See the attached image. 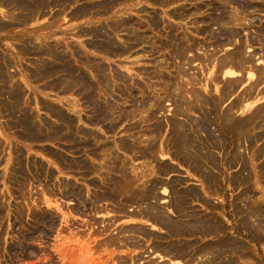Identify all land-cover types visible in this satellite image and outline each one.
I'll list each match as a JSON object with an SVG mask.
<instances>
[{
    "label": "rangeland",
    "instance_id": "1",
    "mask_svg": "<svg viewBox=\"0 0 264 264\" xmlns=\"http://www.w3.org/2000/svg\"><path fill=\"white\" fill-rule=\"evenodd\" d=\"M262 68L264 0H0V264H264Z\"/></svg>",
    "mask_w": 264,
    "mask_h": 264
},
{
    "label": "bare ground",
    "instance_id": "2",
    "mask_svg": "<svg viewBox=\"0 0 264 264\" xmlns=\"http://www.w3.org/2000/svg\"><path fill=\"white\" fill-rule=\"evenodd\" d=\"M43 2H44V1H43ZM49 2H50V1H49ZM223 2H225V1H223ZM226 3H227V2H226ZM42 4H43V3H42ZM227 4H228V3H227ZM227 4H226V6H227ZM238 4H240V3H238ZM228 5H230V3H229ZM39 6H40V5H39ZM238 7H239V6H238ZM236 9H237V8H236ZM247 10H248V9H247ZM230 13L232 14V12H230ZM237 13H238V12H237ZM178 14H179V13H178ZM230 16H231V15H230ZM235 17H237V15H236ZM231 18H232V17H231ZM237 18H238V17H237ZM240 18H241V17H240ZM228 19H229V18H228ZM241 19H242V18H241ZM226 20H227V19H226ZM236 20H237V19H236ZM239 20H240V19H238V21H239ZM247 20H248V19H247ZM230 21H231V20H230ZM230 21H229V22H230ZM238 21H236L237 24L240 23V22H238ZM242 21H243V20H242ZM234 22H235V21H234ZM236 22H235V23H236ZM231 23H233V22H231ZM243 23H244V22H243ZM219 24H220V25H224V23H223V24L219 23ZM237 24H235V25H237ZM233 25H234V24H233ZM226 27H227V26H226ZM240 30H241V29H240ZM231 36H232V35H231ZM175 38H176V37H175ZM256 38H257V37H256ZM139 40H140V39H139ZM227 40H228V39H227ZM258 40H259V39H257L256 41L258 42ZM245 41H246V40H245ZM103 42H104V41H103ZM174 42H175V41H174ZM184 42H185V41H184ZM246 42H247V41H246ZM252 43H253V42H252ZM255 43H256V42H255ZM175 45H176V44H175ZM187 45H188V43H187ZM244 45H246V44H244ZM221 46H222V45H221ZM108 47H109V46H108ZM169 47H170V46H169ZM183 49H184V48H183ZM241 49H242V48H241ZM190 50H191V49H190ZM180 51H181V50H180ZM238 51H239V50H238ZM241 51H242V50H241ZM181 53H182V52H181ZM241 54H242V53H241ZM183 55H184V54H183ZM183 55H182V56H183ZM184 56H185V55H184ZM227 56H228V55H227ZM238 56H239V55H238ZM242 56H243V55H242ZM230 57H231V56H230ZM181 58H183V57H181ZM231 58H232V57H231ZM226 59H228V58H226ZM226 59H225V60H226ZM232 59H233V58H232ZM237 59H238V58H237ZM237 59H236V60H237ZM245 59H246V58H245ZM185 60H186V59H185ZM225 60H224V61H225ZM220 61H221V60H220ZM228 61H229V60H228ZM228 61H227V62H228ZM231 61L234 62V60H231ZM233 62H232V64H233ZM237 62H238V61H237ZM237 62H235V63H237ZM239 62H240V61H239ZM239 62H238V63H239ZM242 62H245V61H242ZM242 62H241V63H242ZM246 62H247V61H246ZM224 63H225V62H224ZM229 63H230V62H229ZM248 63H249V61H248ZM221 65H222V64H221ZM228 66H229V64H228ZM235 66H236V65H235ZM238 66H239V65H238ZM176 67H177V66H176ZM216 67H218V66H216ZM219 67H221V66H219ZM222 67H224V66H222ZM240 67H241V64H240V66H239L238 68H240ZM229 68H231V66H230ZM229 68H224L223 70H221L222 68H221L220 70H219V68H218V70H219V71H223V73H224V71L227 70V69H229ZM232 69H233V68H232ZM234 69H235V67H234ZM262 69H264V68H262ZM45 70H46V69H45ZM240 70H241V68H240ZM259 70H261V69H259ZM179 71H180V70H179ZM261 71H262V70H261ZM263 71H264V70H263ZM263 71H262V72H263ZM105 72H106V71H105ZM225 72H226V71H225ZM258 72H259V71H258ZM262 72H261V73H262ZM0 73H1V71H0ZM263 73H264V72H263ZM263 73H262V74H263ZM2 74H3V73H2ZM102 74H103V73H102ZM107 75H108V74H107ZM110 75H112V74L110 73ZM108 76H109V75H108ZM180 76H181V75H180ZM105 77H106V76H105ZM111 77H112V76H111ZM102 78H103V77H102ZM106 78H107V77H106ZM109 78H110V76H109ZM7 79H8V78H7ZM96 79H97V78H96ZM233 79L235 80V78H233ZM233 79H232V80H233ZM118 80H119V79H118ZM234 80H233V81H234ZM256 80L259 81V78H258V79L256 78ZM256 80H255V81H256ZM164 81H165V80H164ZM238 81H239V79H238ZM240 81H241V80H240ZM260 81H261V80H260ZM8 82H9V81H8ZM75 82H76V81H75ZM125 82H126V81H125ZM125 82H124V83H125ZM175 82H176V81H175ZM236 82H237V81H236ZM236 82H235V83H236ZM121 83H122V82H121ZM129 83H130V82H129ZM232 83H233V82H232ZM239 83H241V82H239ZM130 84H131V83H130ZM132 84H133V83H132ZM152 84H153V83H152ZM191 84H192V83H191ZM233 84H234V83H233ZM233 84H232V85H233ZM236 84H237V83H236ZM98 86H99V85H98ZM123 86H124V85H123ZM131 86H132V85H131ZM133 86H134V85H133ZM177 86H178V85H177ZM177 86H176V87H177ZM233 86H234V85H233ZM233 86H232V87H233ZM156 87H157V86H156ZM176 87H175V90H178V89H176ZM186 87H187V86H186ZM232 87H231V88H232ZM123 88H125V87H123ZM177 88H180V86H178ZM131 89H132V88H131ZM181 89H182V88H181ZM190 89H191V88H190ZM233 89H234V88H233ZM125 90H126V89H125ZM130 92H131V90H130ZM138 92H140V91H138ZM176 92H177V91H176ZM176 92H175V93H176ZM179 92H180V90H179ZM179 92H177V93H179ZM243 92H244V91H243ZM166 93H167V92H166ZM177 93H176V94H177ZM190 93H191V92H189V94H190ZM195 93H196V91H195ZM198 93H199V92H198ZM198 93H197V94H198ZM241 93H242V92H241ZM244 93H245V92H244ZM246 93H247V92H246ZM98 94H99V93H98ZM122 94H123V93H122ZM140 94L142 95V93H140ZM193 94H194V92H193ZM143 95H144V94H143ZM180 95H181V94H180ZM195 95H196V94H195ZM195 95H194V96H195ZM243 95H244V94H243ZM10 96H11V95H10ZM118 96H119V95H118ZM136 96H137V94H136ZM169 96H170V95H169ZM173 96H174V95H173ZM177 96H179V95H177ZM190 96H191V95H190ZM190 96H189V97H190ZM217 96H218V95H217ZM228 96H229V95H228ZM130 97H131V95H130ZM130 97H129V98H130ZM159 97H160V96H159ZM181 97H182V96H181ZM181 97H180V98H181ZM120 98H121V97H120ZM177 98H179V97H177ZM183 98H184V97H183ZM193 98H194V97H193ZM195 98H196V96H195ZM195 98H194V99H195ZM197 98L199 99V96H197ZM197 98H196L195 101H197ZM219 98H220V97H219ZM240 98H241V97H240ZM240 98H239V99H240ZM148 99H149V98H148ZM225 99H226V98H225ZM244 99H245V98H244ZM179 100H183V99H179ZM137 101H138V100H137ZM174 101H175V100H174ZM176 101H178V99H176ZM184 101H185V99H184ZM238 101H240V100H238ZM156 102H157V101H156ZM189 102H190V101H189ZM189 102H187V103H189ZM197 102H198V101H197ZM197 102H196V104L198 105ZM133 103H134V102H133ZM175 103H176V105H177V102H175ZM187 103H185V104H187ZM193 103H194V102H193ZM235 103H236V102H235ZM238 103H239V102H238ZM136 104H137V103H136ZM190 104H191V103H190ZM190 104H189V105H190ZM240 104H241V103H240ZM138 105H139V104H138ZM143 105H144V104H143ZM183 105H184V104H183ZM189 105H188V109H189ZM116 106L118 107V105H116ZM122 106H123V105H122ZM154 106H155V105H154ZM154 106H153V104H152V108H154ZM184 106H185V105H184ZM190 106H192V105H190ZM205 106H206V105H205ZM145 107H146V106H145ZM150 107H151V106H150ZM181 107H182V106H181ZM181 107L178 108V109H181ZM118 108H119V107H118ZM136 108H137V107H136ZM152 108H150V110H151ZM119 109H120V108H119ZM119 109H118V110H119ZM137 109H138V108H137ZM139 109H140V108H139ZM144 109H145V108H144ZM178 109H177V111H178ZM146 110H149V109H146ZM258 110H260V109H258ZM142 111H143V110H142ZM144 111H145V110H144ZM151 111H152V110H151ZM242 111H243V110H242ZM256 111H257V109H256ZM12 112H13V111H12ZM146 112H147V111H146ZM149 112H150V111H149ZM178 112H181V111H178ZM188 112H189V111H188ZM191 112H192V111H191ZM21 113H22V112H21ZM147 113H148V112H147ZM182 113H183V112H182ZM192 113H193V112H192ZM10 114H12V113H10ZM180 114H181V113H180ZM16 115H17V114H16ZM23 115H24V114H23ZM147 115H148V114H146V116H147ZM187 115H188V113H187ZM190 115H191V114H190ZM233 115H234V114H233ZM263 115H264V114H263ZM150 116H151V115H150ZM171 116H172V115H171ZM177 116H179V115H177ZM235 116H236V115H235ZM147 120H148V118H147ZM179 120H180V119H179ZM256 120H257V119H256ZM259 120H260V119H259ZM115 121H116V120H115ZM145 121H146V120H145ZM145 121H144V122H145ZM153 121H154V120H153ZM172 121H173V120H172ZM183 121H184V120H183ZM218 121H219V120H218ZM151 122H152V121H150V123H151ZM178 122H179V121H178ZM148 123H149V122H148ZM260 123H261V122H260ZM15 124H16V123H15ZM23 124H24V123H23ZM146 124H147V123H146ZM167 124H168V123H167ZM172 124H173V123H172ZM181 124H182V123H181ZM181 124H180V125H181ZM208 124H209V123H208ZM180 125H179V126H180ZM217 125H218V124H217ZM149 127H150V126H149ZM174 127H175V124H174ZM180 127H182V126H180ZM180 127H179V129H180ZM25 128H26V127H25ZM151 128H152V127H151ZM170 128H171V127H170ZM146 129H148V127H147ZM174 129H175V128H174ZM33 131H34V130H33ZM147 131H149V130H147ZM156 131H157V130H156ZM159 131H160V130H159ZM254 131H255V130H254ZM144 132H146V131H144ZM154 132H155V131H154ZM144 134H146V133H144ZM159 134H160V133H159ZM146 135H147V134H146ZM171 135H172V134H171ZM202 135H203V133H202ZM154 136H155V135H154ZM154 136H153V137H154ZM157 136H158V135H157ZM159 136H160V135H159ZM177 136H178V135H177ZM152 140H153V139H151V142H153ZM143 141H144V139H143ZM147 141L149 142L150 140L147 139ZM236 141H237V140H236ZM154 142H155V141H154ZM162 142H164V141H162ZM237 142H238V141H237ZM140 144H141V143H140ZM145 144H147V143H145ZM183 144H184V143H183ZM142 145H143V144H142ZM151 145H152V144H151ZM165 146H166V145H165ZM169 146H170V145H169ZM157 147H158V146H157ZM229 147H230V146H229ZM132 148H133V147H132ZM162 148H163V147H162ZM159 149H160V148H159ZM171 149H173V148H171ZM171 149H170V150H171ZM190 149H191V148H190ZM240 149H241V148H240ZM240 149H239V150H240ZM214 151H215V150H214ZM233 155H234V154H233ZM112 157H113V156H112ZM169 157H170V156H169ZM129 158H130V157H128V159H129ZM240 158H241V157H240ZM89 160H90V159H89ZM109 160H110V159H109ZM109 160H108V161H109ZM149 160H150V159H149ZM94 162H96V160H95ZM94 162H93V163H94ZM101 162H102V160H101ZM120 162H121V161H120ZM99 163H100V161H99ZM104 163H106V162H104ZM109 163H111V162H109ZM236 163H237V162H236ZM120 164H121V163H120ZM120 164H119V165H120ZM99 165H100V164H99ZM108 167H109V166H108ZM186 167H187V166H186ZM223 167H224V166H223ZM118 168H119V167H118ZM102 170H103V168H102ZM105 170L107 171V169H105ZM135 170H136V169H135ZM138 170H139V169H138ZM153 170H154V169H153ZM242 170H243V169H242ZM133 172H135L134 169H133ZM243 172H244V171H243ZM125 173H126V172H125ZM127 173H128V171H127ZM151 173L154 174V172H151ZM170 173H171V172H170ZM117 174H118V173H117ZM129 174H130V173H129ZM131 174H132V172H131ZM131 174H130V175H131ZM134 174H136V173H134ZM152 174H151V175H152ZM191 174H192V173H191ZM17 175H18V174H17ZM138 175H139V174H138ZM107 176H108V175H107ZM134 176H135V175H134ZM139 176H140V175H139ZM147 177H148V176H147ZM196 177H197V176H196ZM242 177H243V176H242ZM141 179H142V178H141ZM126 180H127V179H126ZM180 180H181V179H180ZM145 181H146V180H145ZM128 182H129V181H128ZM146 182H147V181H146ZM139 183H141V182H139ZM146 184H147V183H146ZM204 184H205V183H204ZM147 185H148V184H147ZM175 185H176V183H175ZM238 185H239V184H238ZM135 186H136V185H135ZM137 186H138V185H137ZM140 186H141V185H140ZM140 186H139V188H140ZM142 186H144V185H142ZM179 186H180V185H179ZM235 186H236V185H235ZM118 187H119V186H118ZM127 187H128V186H127ZM133 187H134V186H133ZM133 187H132V188H133ZM158 187H159V186H158ZM198 187H199V186H198ZM130 188H131V187H130ZM144 188H145V187H144ZM110 189H111V188H110ZM123 189H124V188H123ZM166 189H167V188H166ZM166 189H165V188L162 189V187H161V190H164V191H165ZM159 190H160V189H159ZM159 190H158V191H159ZM180 190H181V189H180ZM132 191H133V190H132ZM94 192H96V191H94ZM189 192H190V191H189ZM89 193H90V192H89ZM140 193H141V192H140ZM66 195H67V194H66ZM120 198H121V197H120ZM155 199H156V198H155ZM196 199H197V198H196ZM250 200H251V199H250ZM252 200H253V199H252ZM85 201H86V200H85ZM102 201H103V200H102ZM109 201H110V200H109ZM151 201H152V200H151ZM196 201H197V200H196ZM258 201H259V200H258ZM115 202H116V201H115ZM188 202H189V201H188ZM200 202H201V201H200ZM202 202H203V201H202ZM140 203H141V202H140ZM156 203L158 204L159 202H156ZM156 203H155V204H156ZM204 203H205V202H204ZM122 204H123V203H122ZM144 204H145V203L143 202V205H144ZM191 204H192V203H191ZM247 204H248V203H247ZM120 205H121V204H120ZM138 205H139V204H138ZM189 205H190V204H189ZM203 205H204V204H203ZM93 206H94V205H93ZM130 206H131V205H130ZM139 206H140V205H139ZM139 206H138V207H139ZM145 206H146V205H145ZM163 206H164V205H163ZM186 206H187V205H186ZM118 207H119V205H118ZM142 207H143V206H142ZM242 207H243V206H242ZM126 208H127V207H126ZM128 208H129V207H128ZM162 208H163V207H162ZM174 208H175V207H174ZM139 209H140V208H139ZM208 209H209V208H208ZM211 209H212V208H211ZM103 210H104V209H103ZM116 210H117V209H116ZM118 210H119V209H118ZM151 210H152V209H151ZM153 210H154V209H153ZM165 210H166V209H165ZM144 211H145V210H144ZM162 211H164V210H162ZM248 211H249V210H248ZM116 212H117V211H116ZM99 213H100V212H99ZM120 213H121V212H120ZM153 213H154V212H153ZM172 213H173V212H172ZM122 214H123V213H122ZM159 214H160V212H159ZM163 214H164V213H163ZM243 214H244V213H243ZM156 215H157V214H156ZM254 215H255V214H254ZM167 216H168V215H167ZM167 216H166V217H167ZM198 216H199V215H198ZM239 216H240V215H239ZM129 217H131V216H129ZM148 217H149V216H148ZM162 217H163V215H162ZM135 218H136V217H135ZM146 218H147V217H146ZM254 218H256V216H255ZM166 219H167V218H166ZM175 219H176V218H175ZM178 219H180V218H178ZM196 219H197V218H196ZM206 220H207V219H206ZM249 220H251L250 217H249ZM208 221H209V220H208ZM145 222H146V221H145ZM193 222H195V221H193ZM205 222H206V221H205ZM146 223H149V222H146ZM153 223H154V222H153ZM165 223H166V222H165ZM185 223H186V222H185ZM183 224H184V223H183ZM193 224H194V223H193ZM151 225L154 226L153 224H151ZM155 225H156V224H155ZM241 225H242V224H241ZM260 225H261V224H260ZM156 226H157V225H156ZM156 226H154V227H156ZM178 226H179V225H178ZM193 226H194V225H193ZM193 226H192V227H193ZM255 226L257 227V225H255ZM138 227H139V226H138ZM176 227H177V226H176ZM132 228H133V227H132ZM193 228H194V227H193ZM212 228H213V227H212ZM215 228H216V227H215ZM251 228H252V227H251ZM219 229H220V228H219ZM193 230H195V228H194ZM197 230H198V229H197ZM203 231H204V230H203ZM150 232H151V231H150ZM208 233L210 234V230H209ZM133 234H134V233H133ZM133 234H132V235H133ZM188 234H189V233H188ZM206 234H207V232H206ZM216 234H217V232H216ZM123 236H124V235H123ZM135 236H137V235L135 234ZM179 236H180V235H179ZM195 236H196V235H195ZM149 237H151V236H149ZM191 237H193V236H191ZM204 237H205V236H204ZM210 237H211V236H210ZM114 238H115V237H114ZM134 238H135V237H134ZM140 238H141V237H140ZM143 238H144V237H143ZM129 239H130V238H129ZM203 239H204V238H203ZM125 240H126V239H125ZM136 240H137V239H136ZM142 240H143V239H142ZM144 240H145V238H144ZM198 240H199V239H198ZM132 241H133V240H132ZM163 241H164V240H163ZM165 241H166V240H165ZM201 241H202V240H201ZM122 242H123V241H122ZM126 242H127V241H126ZM130 242H131V240H130ZM130 242H129V243H130ZM116 243H117V242H116ZM121 244H122V243H121ZM123 244H124V243H123ZM178 244H179V243H178ZM130 245H131V244H130ZM124 246H125V245H124ZM126 247H127V246H126ZM191 247H192V246H191ZM129 248H131V247H129ZM207 249H208V248H207ZM195 250H196V249H195ZM232 250H233V249H232ZM155 252H156V251H155ZM191 252H192V251H191ZM203 252H204V251H203ZM205 252H206V251H205ZM221 252H222V251H221ZM230 252H231V251H230ZM164 253H165V252H164ZM171 253H172V252H171ZM200 255H201V254H200ZM200 255H199V256H200ZM209 255H210V254H209ZM209 255H207V256H209ZM211 255H212V254H211ZM163 256H164V255H163ZM168 256H169V255H168ZM176 256H177V255H176ZM189 256H191V255H189ZM199 256H197V257H199ZM205 256H206V255H205ZM166 257H167V256H166ZM194 257H195V256H194ZM189 258H190V257H189ZM161 259H162V257H161ZM161 259H160V260H161ZM197 260H198V259H197ZM207 260H208V259H207ZM184 261H185V260H184ZM189 262H190V261H189ZM195 262H196V260H195ZM195 262L193 261V264H194ZM148 263H149V262H148ZM183 264H184V263H183ZM195 264H196V263H195Z\"/></svg>",
    "mask_w": 264,
    "mask_h": 264
},
{
    "label": "crops",
    "instance_id": "3",
    "mask_svg": "<svg viewBox=\"0 0 264 264\" xmlns=\"http://www.w3.org/2000/svg\"><path fill=\"white\" fill-rule=\"evenodd\" d=\"M124 221H126V220L121 221V225H125V224H126V225H133V224H134V223H129V222L126 223V222H124Z\"/></svg>",
    "mask_w": 264,
    "mask_h": 264
}]
</instances>
